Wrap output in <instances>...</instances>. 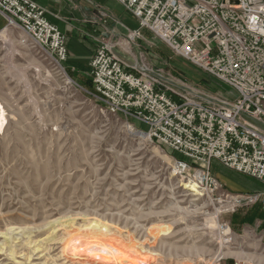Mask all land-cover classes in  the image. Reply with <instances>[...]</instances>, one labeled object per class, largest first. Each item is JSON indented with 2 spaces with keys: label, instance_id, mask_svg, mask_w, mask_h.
Masks as SVG:
<instances>
[{
  "label": "rangeland",
  "instance_id": "1",
  "mask_svg": "<svg viewBox=\"0 0 264 264\" xmlns=\"http://www.w3.org/2000/svg\"><path fill=\"white\" fill-rule=\"evenodd\" d=\"M126 33L98 43L119 42L126 69L154 76L173 99L232 96L148 30L132 40ZM0 107V264H96L80 252L98 239L120 250L121 264L264 260L262 233L249 237L231 224L233 213L258 201L224 186L229 196L211 193L194 168L179 173L176 162L190 159L141 135L139 120L107 111L88 70H71L67 57L58 63L5 20Z\"/></svg>",
  "mask_w": 264,
  "mask_h": 264
},
{
  "label": "built area",
  "instance_id": "2",
  "mask_svg": "<svg viewBox=\"0 0 264 264\" xmlns=\"http://www.w3.org/2000/svg\"><path fill=\"white\" fill-rule=\"evenodd\" d=\"M142 29L172 53L231 88V97L182 95L173 99L154 76L136 75L100 42L90 57L92 87L107 111L145 125L138 132L179 153L184 174L194 168L211 193H227L209 171L214 159L264 184V0H117ZM34 0H0V17L66 60L65 35ZM250 203L264 193L234 194Z\"/></svg>",
  "mask_w": 264,
  "mask_h": 264
},
{
  "label": "crops",
  "instance_id": "3",
  "mask_svg": "<svg viewBox=\"0 0 264 264\" xmlns=\"http://www.w3.org/2000/svg\"><path fill=\"white\" fill-rule=\"evenodd\" d=\"M46 9L48 20L66 37L69 68L90 72V60L98 46V37L124 35L137 26L135 18L117 0H34ZM133 20V21H132ZM4 19L0 17V24ZM216 177L231 193H257L263 195L264 184L253 177L224 166L214 159L211 163ZM232 228L252 237L256 232L264 239V205L262 196L249 208L235 213ZM238 220L236 223L235 221ZM264 248V247H263ZM264 263V260H263Z\"/></svg>",
  "mask_w": 264,
  "mask_h": 264
},
{
  "label": "bare ground",
  "instance_id": "4",
  "mask_svg": "<svg viewBox=\"0 0 264 264\" xmlns=\"http://www.w3.org/2000/svg\"><path fill=\"white\" fill-rule=\"evenodd\" d=\"M3 109L0 107V128L3 124ZM197 177V183H199V177L198 175H196ZM189 186H196V183L193 182V180H189V182L187 183ZM89 229H95L89 227ZM95 248V249H94ZM81 252L80 254L84 255V253L88 255V253H91L92 255H90L91 257L93 256L94 259L97 261L98 264H121L122 262V258H120L119 256L116 255V253L118 251H120L119 249H117L116 247L109 245V244H105L101 239H98V241H95L93 243H91L90 245H87L83 248H81ZM94 249V250H93ZM97 251V252H95ZM75 255V254H73ZM78 256V255H76ZM80 256V255H79ZM89 256V255H88ZM129 263L134 264V261L132 259H128ZM263 262V261H261ZM261 262H259L261 264ZM96 263V264H97Z\"/></svg>",
  "mask_w": 264,
  "mask_h": 264
},
{
  "label": "water",
  "instance_id": "5",
  "mask_svg": "<svg viewBox=\"0 0 264 264\" xmlns=\"http://www.w3.org/2000/svg\"><path fill=\"white\" fill-rule=\"evenodd\" d=\"M114 54L117 56V57H120L122 58L123 60L127 61L128 63H131L127 58L123 57L122 55H120L119 53H117L115 50H113Z\"/></svg>",
  "mask_w": 264,
  "mask_h": 264
}]
</instances>
